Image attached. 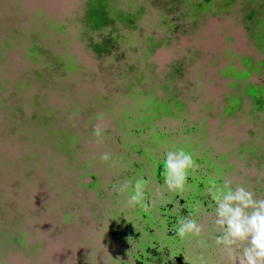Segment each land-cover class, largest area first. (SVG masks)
<instances>
[{"label": "water", "instance_id": "95a60500", "mask_svg": "<svg viewBox=\"0 0 264 264\" xmlns=\"http://www.w3.org/2000/svg\"><path fill=\"white\" fill-rule=\"evenodd\" d=\"M212 23L223 43L217 52L198 43ZM236 29L260 51L257 57L253 51L239 56ZM260 34L264 0H71L64 8L43 0L31 5L0 0V264H84L80 242L91 237L83 227L99 230L96 235L105 242L116 240L107 238L103 219L109 200L91 184L104 162L101 155L124 133L113 131L114 113L99 116L95 109L103 106L83 100L87 93L106 94L104 81L126 85L139 77L151 90L146 81L152 80L170 114L173 99L163 97L160 83L169 80L172 86L181 75L177 87L182 88L185 77H192L200 98L189 104L190 112L213 101L216 113L224 107V87L234 76H244L243 67L263 102L257 143L264 146ZM170 49V70L163 73L155 56ZM191 53L194 61L183 64ZM201 85L220 86L218 99ZM242 112L227 124L243 122ZM163 121L169 131L177 124ZM96 124L104 128L103 143L96 142Z\"/></svg>", "mask_w": 264, "mask_h": 264}, {"label": "flooded vegetation", "instance_id": "af4514ba", "mask_svg": "<svg viewBox=\"0 0 264 264\" xmlns=\"http://www.w3.org/2000/svg\"><path fill=\"white\" fill-rule=\"evenodd\" d=\"M259 39L264 40V34H260ZM195 53L201 54L199 51ZM196 54L191 53L189 60L184 58L183 64L193 62L192 56ZM178 78L183 77L180 75ZM178 78L173 81L172 86L169 85L171 83L169 80L159 85L163 90V97L173 99L170 104H174V111L170 114L165 112L167 110L165 101L157 96V86L152 80L146 83L148 82L153 90H146L145 81H141L143 78L133 77L131 78L133 81L126 85H118L120 84L118 81L114 83L104 81L106 94L96 93L99 105L103 106L95 109L99 116L102 112L113 114L117 110L122 111V108L129 104L136 105L131 100H126L125 104H122L123 99L120 96L128 99L135 97L148 105L153 114L158 115L154 120L151 119L153 122L151 126L146 123L149 118L143 123L134 122L127 110L123 117L118 114L113 131L119 130L124 134H119L116 138V147L108 149L109 161L103 162L99 172L92 175L91 189L110 203L103 216L109 227L107 238L122 242L126 253L131 254L136 264L165 258L166 241L178 244L175 264H213L217 255L223 252L215 245V237L219 235L214 225L215 203L207 191L213 178L217 183H223L225 179L233 183H243L257 198H264V177L261 176L264 174V146L257 143V121L261 120L263 102L260 93L257 92V83L246 81L245 76H234L233 81L224 87L222 111L214 113V109H219L218 104H214L213 101L205 102L201 104V109L194 117L188 106L190 103L195 104L198 97L200 98L199 93L195 91L196 82L192 77L191 79L185 77L182 81L184 86L181 88L177 87L180 83ZM201 87L204 88L202 85ZM120 88L122 91H118ZM113 89L116 91H112ZM141 93L145 96L140 97ZM247 94L252 98L248 111L251 120L245 131L247 140L241 139L238 145H232L234 137L231 136L232 140L230 137L225 138L223 129L228 119H237L239 112L243 111V102ZM139 107L140 105L137 108ZM175 111L181 113L175 114ZM169 116L177 121L172 131L167 130L162 123L163 120L169 119L167 118ZM130 119L133 123L127 124L125 121ZM216 119L217 123L214 124L213 121ZM122 122L123 124L119 125ZM235 123L243 129L240 122L234 121ZM211 129L216 130L215 140H211ZM179 147L189 151L199 165L189 176V190L183 194H174L164 189L163 198L156 200L155 204L150 203L148 211L139 206L126 207L125 197L118 194L114 188L126 180L134 182L137 178H143L148 181L146 196L150 202L155 192L163 186L161 173L164 152ZM246 168L249 171H246ZM197 206H201L202 209L199 214L196 212ZM181 217L197 219L204 225L205 234L203 232L198 237L191 235L179 237L176 229ZM199 242L202 243L200 252V248L197 247ZM188 249L194 251L189 252Z\"/></svg>", "mask_w": 264, "mask_h": 264}, {"label": "clouds", "instance_id": "9594fccd", "mask_svg": "<svg viewBox=\"0 0 264 264\" xmlns=\"http://www.w3.org/2000/svg\"><path fill=\"white\" fill-rule=\"evenodd\" d=\"M97 143H103L104 128L96 124L93 129ZM101 161L110 159L105 152ZM163 186L155 192L149 202L146 196L148 181L143 178L126 180L114 190L125 197L128 208L141 207L149 210L150 203L163 198V190L169 193L183 194L189 190L190 174L199 167L193 155L183 147L166 150L162 158ZM208 194L215 203L213 209L214 225L219 235L215 237V245L228 258V264H264V198H257L255 193L243 183H233L225 179L217 183L213 178L209 182ZM202 211L197 206L196 212ZM177 235L201 236L204 225L195 218L181 217L178 220Z\"/></svg>", "mask_w": 264, "mask_h": 264}, {"label": "rangeland", "instance_id": "374dc122", "mask_svg": "<svg viewBox=\"0 0 264 264\" xmlns=\"http://www.w3.org/2000/svg\"><path fill=\"white\" fill-rule=\"evenodd\" d=\"M25 3L27 5H31V3H34L35 0H24ZM47 6L50 7H67L71 0H43ZM219 29L217 27L216 24H209L205 27L204 32L202 33V35H200V39L198 40V43H200L203 47L204 50L210 51V50H214V51H221L223 50V43H222V38L221 35L219 34ZM235 42L234 45L236 47V50L239 54L240 57H242V53L243 52H250L253 51V55L255 57H257L258 54H260V51L256 48H252L250 46V44L248 43V40L246 38V36L239 30L236 29L235 30ZM252 48V49H251ZM155 59L158 62V67L161 69V71L163 73L168 72L170 70V62L172 60V52L171 49L170 50H161L159 51L156 56ZM244 71V76H245V80L247 81L248 77L250 76V74L248 73L247 69H244L243 67H241ZM206 71V69H205ZM207 71H209V69H207ZM212 86V87H211ZM208 89L205 85H203V87L207 90V92H211V96H213L214 99H218L216 96V94H220V86H216V85H211ZM161 93L159 92V95ZM87 96V95H86ZM140 97L145 96L144 94H139ZM123 101L122 104H125L126 100L129 101H133L136 105L133 106L132 104H129L128 106H125L122 108V111L117 110L113 115L114 117L118 118V114H121L120 116L123 117V115L125 114V111H128V114L131 115V117L134 119V122L136 123H143L146 122L145 120L149 118V121L146 123H149L151 126L153 125V122L151 121V119L154 120V118H156V114H153L152 110L150 109V107H148V105H145V103L140 102L137 98L132 97V98H125L120 96ZM94 98H98V95H93V96H87V97H83V100L87 99V100H91L94 103L98 102V101H94ZM250 99H252L251 97L248 96V94L246 95V97L244 98V107H243V112L245 113L244 115V121L241 122L239 119V122L242 124L243 128L245 127V129L247 128V125L250 124V118L248 117V111L249 108L251 107L250 103ZM96 104V103H95ZM140 105L139 108H137ZM142 107V109H141ZM192 107V106H191ZM197 108V109H196ZM195 111L192 113H196L199 112V108L196 107ZM141 109V110H140ZM263 110L260 112L262 113ZM180 111H175V114H180ZM243 115V114H242ZM171 117V118H170ZM169 118V120H175V118L172 116L167 117ZM127 124H132L133 120L130 119V121H125ZM164 122V121H163ZM238 122V123H239ZM116 123V122H115ZM158 124H160V122H157ZM123 124L119 123V125ZM118 125V124H117ZM115 127V126H114ZM118 129V126H117ZM227 129V131H225L223 133V135L226 137H230L232 140V137H234V143L231 142V144H235L238 145L239 141L242 139V136L244 135V129L239 128L238 124H234V121L231 120L225 127L223 130ZM242 129V130H241ZM216 131L215 129H211ZM214 131H211V137L214 136ZM247 139H245L246 141ZM221 147L222 145L219 144ZM230 146V145H229ZM231 147V146H230ZM223 148H225L223 146ZM246 171L247 170L246 168ZM83 230L85 231V234H87V236H90L91 238H82V241L80 242V244H82V247L84 248V256H83V260H84V264H116L117 260L121 257L122 252L119 250V245L123 243L122 242H118L116 240L113 241H107L105 242L104 240H102V236L100 235H96V232L94 228L91 227H83ZM205 234V232H204ZM175 249H174V253H176L179 249L178 244L175 243ZM177 247V249H176ZM197 247L200 248L199 252L201 251V247H202V243L199 242L197 244ZM189 252L194 251L193 249H188ZM200 255V254H198ZM158 260H160L162 263L166 262V260H163L161 258H158ZM228 258L227 255L224 252H221L220 254L217 255V259L215 261H213V264H227L228 263ZM156 260L153 261L152 264H161L160 262H155ZM175 258H174V262H175Z\"/></svg>", "mask_w": 264, "mask_h": 264}, {"label": "trees", "instance_id": "16d2710c", "mask_svg": "<svg viewBox=\"0 0 264 264\" xmlns=\"http://www.w3.org/2000/svg\"><path fill=\"white\" fill-rule=\"evenodd\" d=\"M141 109H142V107H141ZM175 245H176L175 242H172V241H166L165 242V246L167 248V252H166L165 258H161L163 260H166L165 264H174V258H175L174 249H175ZM176 249H177V247H176ZM119 250L122 252V255L117 260L116 264H136L135 260L131 256V254H126L125 253L124 245L120 244L119 245ZM153 261L152 262H146L145 264H152ZM155 262H160L162 264V262L160 260H158V259H156Z\"/></svg>", "mask_w": 264, "mask_h": 264}]
</instances>
